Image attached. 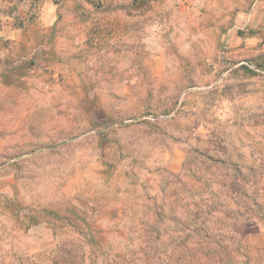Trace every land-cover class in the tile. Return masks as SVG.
Here are the masks:
<instances>
[{"label": "rangeland", "instance_id": "374dc122", "mask_svg": "<svg viewBox=\"0 0 264 264\" xmlns=\"http://www.w3.org/2000/svg\"><path fill=\"white\" fill-rule=\"evenodd\" d=\"M0 264H264V0H0Z\"/></svg>", "mask_w": 264, "mask_h": 264}]
</instances>
